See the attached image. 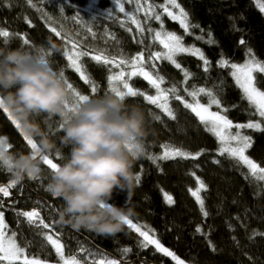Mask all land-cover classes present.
I'll list each match as a JSON object with an SVG mask.
<instances>
[{
  "label": "trees",
  "instance_id": "trees-1",
  "mask_svg": "<svg viewBox=\"0 0 264 264\" xmlns=\"http://www.w3.org/2000/svg\"><path fill=\"white\" fill-rule=\"evenodd\" d=\"M140 3L145 6L152 4L159 12L158 6L166 3V0H140ZM177 3L188 13L189 22L199 24L200 29H192L193 35H188L177 21L164 15V30L183 36L185 45L195 44L200 48L211 62V69L206 74L202 67H198L201 65L198 58L180 54L178 62L193 74L186 85L181 83L182 72L167 61H156L154 73L158 72L164 77L165 88L176 85L180 88L186 86L189 90L194 86L211 89L221 100L222 107L228 109L227 116L233 123L260 121L264 125V118L259 117L255 106L244 98L242 90L231 77V69L218 67L219 59H227L230 63L245 62L249 58L248 48L252 49L257 60L264 62V13L256 7L254 0H177ZM124 6L125 13H120L114 0H32V5L27 0H0V27L11 33L9 37H0V47L35 49L46 45L50 36L62 43L50 32L52 27H56L67 43H62L60 51L48 57L54 70L58 73L62 70L64 78L73 84L76 91L94 98L110 92L107 77L119 73L121 69L115 65L98 64L91 56L105 55L110 59L121 60L143 52L146 70L153 71L147 67L148 55L163 50L158 41L152 39V33L147 31V28L159 31L160 22L148 20L143 11H137L136 0L131 3L124 0ZM108 9H112L111 18L107 15ZM77 14L79 18L73 19ZM133 17L145 26L142 37ZM129 28L132 31H128ZM201 29L205 41L211 38L216 41L214 45L194 39V36L202 34ZM23 39L29 43L24 45ZM137 39H142L143 43H137ZM240 40H244L245 44L240 45ZM72 43L80 51L89 53L81 57L80 62L98 88L95 95L90 93V85L67 67L63 52ZM123 70L127 72L131 68L125 64ZM254 76L257 87L264 91V73H255ZM130 85L148 95L156 94L143 77H131ZM179 94L190 100L183 91ZM68 99L73 105L77 97L70 91ZM128 100L129 103L140 105L146 112L161 117L152 122L155 134L149 137V154L135 164L141 182L129 204L134 208L130 219L185 264H264V236L253 237L254 231L264 233V181L251 176L247 166L235 164L230 157L219 156L217 138L207 132L195 114L185 109L180 102L169 99V106L176 116L172 120L142 97H128ZM199 100L204 104L208 102L203 95ZM213 109L219 110L216 106ZM41 119L56 125L61 118L53 114L51 117L44 115ZM11 120L12 117L0 110V137L8 138L6 143L12 145L11 151H25L22 134ZM46 130L49 132V129ZM242 131L253 140L247 155L264 167V132L255 129ZM51 135L58 148L66 154L68 148L59 143L63 132L53 129ZM163 145L193 154L201 151L203 154L195 160L177 157L153 162L149 157L162 156ZM217 159L220 160L219 165L213 162ZM54 162L60 163V158H55ZM42 167L43 172L37 176L38 179L25 177L18 182L17 187L9 189L8 196L0 194V211L4 213L7 224L6 234L11 236L12 232L16 233V243L25 248L28 258L40 259L45 264H60V257L54 247L39 235L41 230L35 225H28L25 218L17 215L35 207L41 211L46 223L57 221L63 202L47 190L50 170L45 165ZM197 178L206 185L201 197L208 212L207 217L202 216L198 203L190 195V190L199 186ZM12 179H15L13 171L9 173L6 167L0 165V186L6 187ZM164 192L173 197V205L165 202ZM120 193L127 198V193ZM112 202L122 205L124 201L119 198ZM198 227L203 230L202 233L195 231ZM45 231L48 234H60L65 252L76 251L85 244L94 251H104L122 262L177 264V260L158 252L154 245L141 247L143 238L127 225L115 236H103L85 229L77 231L58 223ZM126 247L132 251L124 253L122 249Z\"/></svg>",
  "mask_w": 264,
  "mask_h": 264
},
{
  "label": "clouds",
  "instance_id": "clouds-1",
  "mask_svg": "<svg viewBox=\"0 0 264 264\" xmlns=\"http://www.w3.org/2000/svg\"><path fill=\"white\" fill-rule=\"evenodd\" d=\"M61 47L51 36L35 49L0 47V106L35 141V148L5 150L0 160L11 163L20 181L40 175L45 158L59 151L60 163L49 172L47 185L63 202L56 223L115 236L124 230V218L134 214L129 204L139 185L135 164L149 154L157 117L113 92L70 105L71 90L46 55ZM45 114L62 117L59 143L68 148L66 154L46 130ZM117 191L127 193L122 205L112 202Z\"/></svg>",
  "mask_w": 264,
  "mask_h": 264
},
{
  "label": "snow or ice",
  "instance_id": "snow-or-ice-1",
  "mask_svg": "<svg viewBox=\"0 0 264 264\" xmlns=\"http://www.w3.org/2000/svg\"><path fill=\"white\" fill-rule=\"evenodd\" d=\"M116 6L119 8L120 13H125V6L124 0H114ZM132 0H128V3H131ZM29 5H32V0H27ZM138 5L137 11H143L145 17L148 20H155L159 21L161 28L159 31L147 28V31L152 33V39L154 41H158L159 45L162 46V51H156L155 53H149L147 58V67L153 69V71L146 70V60L145 54L143 52H139L132 56L130 59H121L116 60L115 58H109L105 55H93L91 59L96 61L98 64L103 65H115L116 67L120 68L121 71L115 75H109L107 77L109 91L113 92L117 95L126 96V97H142L149 105L155 106L157 109L161 110L162 113L166 114L168 118L172 120L176 119L173 109L169 106V99H173L177 102H180L182 106L190 110L191 113L195 114L198 118L199 122L204 126L207 132L212 133L217 140L219 141V156L230 157L234 160L235 164L237 165H244L247 166L251 176L256 177L258 180L264 181V167H261L258 163H256L253 159L249 158L246 155V151L252 147L253 140L251 136L243 135L240 131L232 132L231 129H255L258 132H264V125L260 121L252 122L249 121L247 123H233L227 116V108H223L221 105V100L217 98V95L207 87L201 86H194L191 90L188 87H177L173 85L169 88H163L162 85L165 83L164 77L159 75L158 72L154 74L155 71V62L156 61H167L175 69L179 70L183 74V78L181 83L186 85L187 81L192 77V73L184 68L181 63L178 62L177 57L180 54H187L189 56H193L198 58L201 61V65L198 67H202V70L207 74L210 72L211 69V62L205 56V53L195 44L192 45H185L184 44V37L178 35L172 31H166L163 28V16L166 15L172 21H177L183 31L188 35H193L192 29H200L199 24H192L189 22V15L188 13L177 3V0H166V3L159 5L160 11L157 12L156 6L152 4L142 5L140 0H136ZM256 7L259 8L261 13H264V0H254ZM10 7V5H9ZM177 10V11H174ZM61 12L63 9L61 8ZM107 15L109 18L112 16V9L107 10ZM79 16L77 14L76 17L73 19H78ZM243 19V17H241ZM134 23L136 28L139 30L141 37L145 32V26L139 20H136L134 17ZM229 19H232L231 17ZM28 23H31L28 21ZM233 29H235V24H233ZM128 31H132V29H128ZM51 34H54L55 37L59 38L62 43H67L65 37L62 35L60 31L57 30L56 27H52L50 29ZM201 35L194 36V39L197 41H203L209 45H214L216 43L215 40L209 38L205 41V34L201 29ZM11 35L10 31L0 27V37H9ZM47 41V40H46ZM8 43V41H5ZM29 42L27 39H23V44L27 45ZM137 43H143L142 39H137ZM240 45H244L245 41L240 40ZM54 52L46 53L49 57ZM89 53L80 51L78 46L75 43H72L67 50L63 52V57L66 58L67 67L74 70L76 73L79 74V78L84 81V83L90 85V93L95 95L98 93V88L96 84L91 80V78L87 75L86 70L82 63L80 62V58L84 56H88ZM248 59L243 63H230L227 59H219L218 60V67L221 69L230 68L231 77L235 80L236 85L242 90L244 98L247 101L255 106L256 112L258 113L259 117L264 118V91H261L256 86V80L254 73H264V62H261L255 58L253 55L252 49L248 48L247 50ZM127 64L132 69L129 72H125L123 70V66ZM59 74L64 78V72L61 70ZM128 77H143L148 83L150 84L151 88L155 90V95H148L144 92H140L135 90L130 86ZM68 87L73 92L75 97H77L76 103H83L87 101L90 96L81 94L80 92L76 91L73 84L68 83L67 80L64 78ZM114 81H119L122 84L121 90L120 88L116 87L113 83ZM183 91L187 97L190 98L186 99L185 96H181L179 93ZM203 95L207 97V103H201L199 97ZM73 104V105H74ZM213 106H216L219 110L212 111L211 109ZM0 110L7 113L9 117H12L11 122L14 126L19 130L22 134V139L25 141V148L26 150L29 148H35V141L25 135L22 130L20 129L19 122L15 119V117L11 114V112L0 106ZM51 117L52 115H47ZM60 119V122L56 125L50 124L48 121H43L45 128L49 129V133L53 134V129L62 131V117L59 114H56ZM157 120H160L161 117L159 115L156 116ZM12 148L11 144L6 143L4 140L0 139V154H2L5 150H10ZM164 152L162 156H150L149 158L156 162L157 160H169L175 159L177 157L181 159H188L191 158L193 160L200 157L203 153L201 151H197L195 154L191 152H187L178 148H170L169 145H163ZM55 158H60V152L57 151L55 154L52 155V158L46 157L44 161V165L49 168V170H54L57 167L58 163L54 162ZM214 163L217 165L220 164V160H214ZM0 165L6 167L7 171L11 173L13 171L12 165L9 162H4L0 160ZM198 168L199 165H196ZM194 175V173H192ZM30 179L36 180L38 179L37 176L31 177ZM138 183L141 182V175L138 173L137 176ZM199 186L196 190H190V195L195 198V201L198 203L200 211L203 217L208 216V212L205 210L204 207V199L201 197V191L206 188V185L203 180L197 178ZM18 180L12 179L9 181L8 185L0 186V194L3 196L9 195V189L15 188L18 185ZM49 191V189H47ZM50 192V191H49ZM164 200L168 205H173L175 203L173 197L169 195L167 192L163 193ZM119 198H123L125 201L126 196L121 194L119 191L113 193L112 201H117ZM235 203V201H233ZM124 203V202H123ZM2 207V204H0ZM18 216L25 218L28 225H35L41 231L39 235L44 238V240L54 247L56 254L60 257L62 264H81V261L72 258L71 260L64 259L63 253V245L60 243V234L57 232H52V234H48L47 231L50 228L54 227V224L46 223L40 215L39 211H23L17 213ZM126 221V225L134 229L136 233L139 234L140 237L143 239L140 242V246L143 248H148L149 245H154L155 249L163 253L164 255L173 258V260H177L175 254L168 250L167 248L163 247L162 244L159 242L158 239L154 238V236H149L148 231L142 230V227L133 222L130 217L124 218ZM7 224L5 223L4 213L0 211V264H45L44 261L36 258H28L25 252V248L18 245L16 243V233L12 232L11 236L6 234ZM195 231L197 233H202L201 228H196ZM256 235L264 236V233L260 232H253V237ZM55 237V238H54ZM253 237H250L253 238ZM84 251V249H81ZM122 251L124 253H129L132 251L131 248H123ZM95 264V262H94ZM106 264H121L120 261L111 260L107 261ZM177 264H182V262L177 260Z\"/></svg>",
  "mask_w": 264,
  "mask_h": 264
},
{
  "label": "rangeland",
  "instance_id": "rangeland-1",
  "mask_svg": "<svg viewBox=\"0 0 264 264\" xmlns=\"http://www.w3.org/2000/svg\"><path fill=\"white\" fill-rule=\"evenodd\" d=\"M92 1L94 2L96 0H92ZM131 70H129V71H131ZM129 71H127V72H129ZM254 75H255V73H254ZM130 78L131 77H128L129 83H130ZM113 83L116 85V87L120 88L121 90H124L122 88V84L119 81H114ZM162 87L165 88L164 84L162 85ZM261 91H263V90H261ZM211 110L217 111L213 108ZM231 131L232 132L240 131L243 135H246L245 132L242 131V129H239V130L231 129ZM246 155H247V151H246ZM9 193H10V191H9ZM33 210L37 211L36 208H30V209H27L26 211H33ZM40 215H41V211H40ZM60 243L63 245L61 240H60ZM64 249H65V247L63 245V253H64V259L65 260H71L72 258H76V259L80 260L81 263H83V264H94V262H95V264H106L107 261H111V260L120 261V259H118V258H116V257H114V256H112V255H110L104 251H94V250L88 248L85 244H82L80 247H78L76 251L65 252ZM81 249H84V251H81ZM120 262H121V264H137V263L129 262V261H125V262L120 261ZM180 262H182V261H180ZM60 264H62V261ZM139 264H146V263H139ZM150 264H157V263L152 261V262H150ZM182 264H185V263L182 262Z\"/></svg>",
  "mask_w": 264,
  "mask_h": 264
},
{
  "label": "bare ground",
  "instance_id": "bare-ground-1",
  "mask_svg": "<svg viewBox=\"0 0 264 264\" xmlns=\"http://www.w3.org/2000/svg\"><path fill=\"white\" fill-rule=\"evenodd\" d=\"M33 208H35V207H33ZM37 209V211H39L40 212V210L38 209V208H36ZM26 211V210H25ZM90 248V247H89ZM91 249V248H90Z\"/></svg>",
  "mask_w": 264,
  "mask_h": 264
},
{
  "label": "water",
  "instance_id": "water-1",
  "mask_svg": "<svg viewBox=\"0 0 264 264\" xmlns=\"http://www.w3.org/2000/svg\"><path fill=\"white\" fill-rule=\"evenodd\" d=\"M81 264H83V263H81Z\"/></svg>",
  "mask_w": 264,
  "mask_h": 264
}]
</instances>
